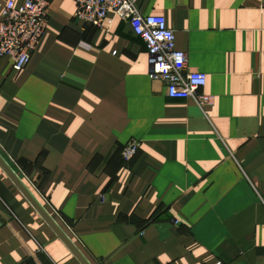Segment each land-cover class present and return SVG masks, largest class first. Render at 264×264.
Listing matches in <instances>:
<instances>
[{
    "label": "crops",
    "instance_id": "obj_1",
    "mask_svg": "<svg viewBox=\"0 0 264 264\" xmlns=\"http://www.w3.org/2000/svg\"><path fill=\"white\" fill-rule=\"evenodd\" d=\"M137 5L165 16L213 105L169 98L129 21L53 0L29 64L0 59V152L92 264H264L261 0ZM0 264H82L1 167Z\"/></svg>",
    "mask_w": 264,
    "mask_h": 264
},
{
    "label": "built area",
    "instance_id": "obj_2",
    "mask_svg": "<svg viewBox=\"0 0 264 264\" xmlns=\"http://www.w3.org/2000/svg\"><path fill=\"white\" fill-rule=\"evenodd\" d=\"M53 0H25L16 7L9 2L0 19V59L10 58L12 69L25 68L45 35L49 10ZM75 16L86 24L104 28L113 23L111 13L129 21L135 35L146 44L149 54L150 77L164 83L171 99L193 98L202 107L213 105L215 97L202 92L207 75L189 69L187 51L176 46V34L165 16L140 12L137 0H75ZM264 9V0H261ZM142 142L132 139L122 149V157L132 161ZM215 264H225L219 261Z\"/></svg>",
    "mask_w": 264,
    "mask_h": 264
},
{
    "label": "water",
    "instance_id": "obj_3",
    "mask_svg": "<svg viewBox=\"0 0 264 264\" xmlns=\"http://www.w3.org/2000/svg\"><path fill=\"white\" fill-rule=\"evenodd\" d=\"M0 167L19 188L23 195L30 201V203L35 207V209L40 213V215L45 219L50 227L55 231L57 237L67 245V247L72 251L77 259L82 264H92L80 250V248L76 245V243L71 239V237L66 233V231L61 227V225L57 222V220L52 216V214L48 211L44 204L40 201L37 195L31 190V188L27 185V183L23 180L19 173L1 154V152Z\"/></svg>",
    "mask_w": 264,
    "mask_h": 264
}]
</instances>
